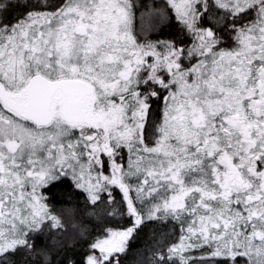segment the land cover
<instances>
[{
	"label": "snow or ice",
	"instance_id": "1",
	"mask_svg": "<svg viewBox=\"0 0 264 264\" xmlns=\"http://www.w3.org/2000/svg\"><path fill=\"white\" fill-rule=\"evenodd\" d=\"M264 264V0H0V264Z\"/></svg>",
	"mask_w": 264,
	"mask_h": 264
},
{
	"label": "trees",
	"instance_id": "2",
	"mask_svg": "<svg viewBox=\"0 0 264 264\" xmlns=\"http://www.w3.org/2000/svg\"><path fill=\"white\" fill-rule=\"evenodd\" d=\"M149 233H141L137 239L131 242L132 252L129 254V264H138L142 256L150 255L147 248L151 245L152 241L149 239Z\"/></svg>",
	"mask_w": 264,
	"mask_h": 264
}]
</instances>
